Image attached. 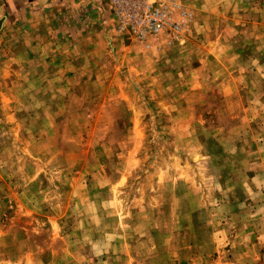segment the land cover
Here are the masks:
<instances>
[{
  "label": "rangeland",
  "instance_id": "1",
  "mask_svg": "<svg viewBox=\"0 0 264 264\" xmlns=\"http://www.w3.org/2000/svg\"><path fill=\"white\" fill-rule=\"evenodd\" d=\"M177 2L0 28V264H264V0Z\"/></svg>",
  "mask_w": 264,
  "mask_h": 264
},
{
  "label": "built area",
  "instance_id": "2",
  "mask_svg": "<svg viewBox=\"0 0 264 264\" xmlns=\"http://www.w3.org/2000/svg\"><path fill=\"white\" fill-rule=\"evenodd\" d=\"M108 9L118 30L140 41L166 29L179 33L188 17L177 0H108Z\"/></svg>",
  "mask_w": 264,
  "mask_h": 264
},
{
  "label": "crops",
  "instance_id": "3",
  "mask_svg": "<svg viewBox=\"0 0 264 264\" xmlns=\"http://www.w3.org/2000/svg\"><path fill=\"white\" fill-rule=\"evenodd\" d=\"M51 0H0V28L4 27L8 22H15L16 19L25 20L35 26H39V23L44 19L43 10L48 2ZM184 3L191 4L196 0H182ZM60 7H72L73 12L77 11V14H82L86 18L83 22L82 29H87L83 33L85 38L93 32V30L100 29L102 31L107 30L106 27L111 26L112 20L110 14L105 7L106 0H56ZM54 4V2H53ZM251 0H249V5ZM82 8L83 10H77ZM85 12V13H84ZM112 28V26H111ZM86 41V40H85Z\"/></svg>",
  "mask_w": 264,
  "mask_h": 264
}]
</instances>
